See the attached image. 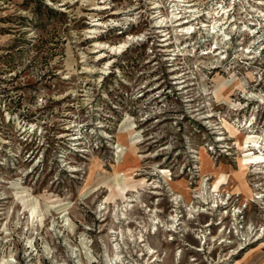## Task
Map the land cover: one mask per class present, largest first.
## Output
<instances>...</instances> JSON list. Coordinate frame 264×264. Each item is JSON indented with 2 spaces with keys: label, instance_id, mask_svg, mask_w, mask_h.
Returning a JSON list of instances; mask_svg holds the SVG:
<instances>
[{
  "label": "rangeland",
  "instance_id": "rangeland-1",
  "mask_svg": "<svg viewBox=\"0 0 264 264\" xmlns=\"http://www.w3.org/2000/svg\"><path fill=\"white\" fill-rule=\"evenodd\" d=\"M185 1L0 0V264H264V0Z\"/></svg>",
  "mask_w": 264,
  "mask_h": 264
},
{
  "label": "bare ground",
  "instance_id": "bare-ground-1",
  "mask_svg": "<svg viewBox=\"0 0 264 264\" xmlns=\"http://www.w3.org/2000/svg\"><path fill=\"white\" fill-rule=\"evenodd\" d=\"M179 2H182V3H185L184 4V6H185V8L187 7V8H190V7H193V6H195V5H189V4H186L188 1H185V0H178ZM190 3V2H189ZM181 5V4H180ZM156 8H158V7H156ZM155 9V8H154ZM178 9H180L179 7H178ZM189 10V9H188ZM223 10H224V8H223ZM196 11V10H195ZM195 11H193V10H191L190 9V11H186V12H195ZM181 12V11H180ZM179 12V13H180ZM183 12V11H182ZM226 12V11H225ZM160 13V12H159ZM178 13V14H179ZM210 14H211V12H209ZM161 14V13H160ZM159 14V15H160ZM181 14V13H180ZM186 14V13H185ZM214 15V14H213ZM181 16V15H180ZM196 15H194V13H193V15H192V18H190L191 20H188V22H181L180 23V25H179V27L180 28H182V31L185 33V35L186 34H189L190 32H191V30H192V28H193V26H191L192 25V21H194V20H196L197 19V17H195ZM179 17V16H178ZM182 17V16H181ZM190 17V16H189ZM194 17V18H193ZM188 17H186V19H187ZM213 18V17H212ZM178 20V19H177ZM180 20H182V18L180 19ZM179 20V21H180ZM184 20V19H183ZM185 21V20H184ZM169 23V22H168ZM179 23V22H178ZM163 25V24H162ZM164 26H168V24L167 25H164ZM206 27L207 26H209V25H205ZM178 27V28H179ZM160 29L161 28H163V26H160L159 27ZM171 40V38H169V39H165L164 41L165 42H168L167 44L169 45V44H171V42H169ZM100 47H103L101 50H104V47L106 48L107 46H106V44L103 46L102 44H100L99 45ZM121 48H123L122 46L121 47H112V46H109V49H111V51H112V54H117L119 51H121ZM103 58H105V56H103V57H101L100 58V60H103ZM261 146V145H260ZM263 146V145H262ZM264 158V157H263ZM260 163H262V162H258L257 164H260ZM246 165V164H245ZM242 171V170H241ZM247 175V174H246ZM245 180V179H244ZM244 187H245V189H248V186L247 185H244ZM212 196H210V198H211ZM214 198V197H213ZM208 201V200H207ZM216 207V206H215ZM210 210H213L212 208H210ZM209 215H211V213L209 214Z\"/></svg>",
  "mask_w": 264,
  "mask_h": 264
}]
</instances>
